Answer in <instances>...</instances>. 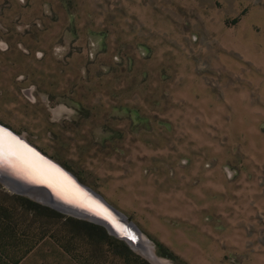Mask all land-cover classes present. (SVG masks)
Wrapping results in <instances>:
<instances>
[{
  "label": "rangeland",
  "instance_id": "1",
  "mask_svg": "<svg viewBox=\"0 0 264 264\" xmlns=\"http://www.w3.org/2000/svg\"><path fill=\"white\" fill-rule=\"evenodd\" d=\"M0 124L165 264H264V0H0ZM11 194L2 264H151Z\"/></svg>",
  "mask_w": 264,
  "mask_h": 264
},
{
  "label": "water",
  "instance_id": "2",
  "mask_svg": "<svg viewBox=\"0 0 264 264\" xmlns=\"http://www.w3.org/2000/svg\"><path fill=\"white\" fill-rule=\"evenodd\" d=\"M0 136L4 142L0 143V184L3 188L67 216L98 224L110 236L125 242L132 251L141 254L151 264V258L164 264L155 256L136 224L100 194L82 184L72 173L2 124ZM3 145L18 151L10 153Z\"/></svg>",
  "mask_w": 264,
  "mask_h": 264
},
{
  "label": "trees",
  "instance_id": "3",
  "mask_svg": "<svg viewBox=\"0 0 264 264\" xmlns=\"http://www.w3.org/2000/svg\"><path fill=\"white\" fill-rule=\"evenodd\" d=\"M0 188H1V185H0ZM11 196L19 201H22V202H25L27 204H30L40 210H43L47 213H50L52 215H55V216H60V217H63V218H66V220L68 221H74V223L76 222L77 224H80V226H83L85 228H88L91 232H96L98 234H101L104 238L108 239L109 241L113 242V243H117L119 248L122 250V253H119V254H128L130 256H132L133 252L132 250L128 247V245L121 241V240H118L112 236H110L107 231L101 227V226H98V224H95V223H92V222H88V221H84V220H80V219H74L73 217H70V216H65L63 215L62 213H60L59 211L53 209V208H50L48 206H45V205H42L36 201H33L31 200L30 198L26 197V196H22V195H18V194H11ZM3 232H5V230L3 229ZM5 235H1L0 237H4ZM1 239V238H0ZM3 259L0 258V264H2ZM4 264H7V263H4ZM146 264V263H145Z\"/></svg>",
  "mask_w": 264,
  "mask_h": 264
},
{
  "label": "bare ground",
  "instance_id": "4",
  "mask_svg": "<svg viewBox=\"0 0 264 264\" xmlns=\"http://www.w3.org/2000/svg\"><path fill=\"white\" fill-rule=\"evenodd\" d=\"M2 140H3V138L0 136V143L1 144H4V142H2ZM3 147L5 148V149H8L9 151H10V153H13V151H15V152H17L18 150L17 149H14L13 147H9L8 145H3ZM20 153H21V155L23 154L21 151H19ZM25 157H26V161H27V156L25 155ZM29 160V159H28ZM159 261V260H158ZM151 262L153 263V264H159V263H157L153 258H151ZM164 263V262H163ZM165 264V263H164Z\"/></svg>",
  "mask_w": 264,
  "mask_h": 264
}]
</instances>
